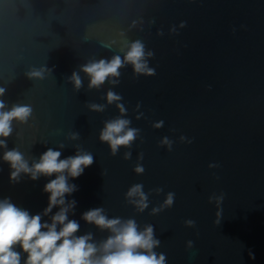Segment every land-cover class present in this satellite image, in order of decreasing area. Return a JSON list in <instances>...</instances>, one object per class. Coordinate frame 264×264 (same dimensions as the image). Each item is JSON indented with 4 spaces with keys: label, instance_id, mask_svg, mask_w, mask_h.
<instances>
[{
    "label": "water",
    "instance_id": "95a60500",
    "mask_svg": "<svg viewBox=\"0 0 264 264\" xmlns=\"http://www.w3.org/2000/svg\"><path fill=\"white\" fill-rule=\"evenodd\" d=\"M136 40L154 52L149 65L156 74L136 77L127 65L118 85L90 89L81 66L123 58ZM41 68L43 78L29 76ZM74 71L83 82L78 91L69 82ZM0 88L8 109L33 110L27 123L13 121L7 149L0 148V199L42 213L50 195L44 186L56 178L24 175L12 183L6 150L18 148L31 163L48 148L64 159L79 146L94 163L70 179L78 186L66 196L77 202L69 214L80 224L76 235L91 232L97 244L110 235L81 218L103 207L109 218H134L140 229L152 224L161 241L155 251L167 264H264V0H0ZM109 89L123 97L125 118L143 140L116 156L99 140L104 122L120 115L107 102ZM160 121L163 127H153ZM70 132L79 139H69ZM182 135L192 143H182ZM164 137L174 142L172 151L160 146ZM138 162L142 175L134 171ZM138 183L146 194L163 189L151 191L143 213L125 199ZM168 192L175 193L173 207L151 215ZM221 193L220 204L209 203ZM189 219L194 228L185 225ZM17 251L23 264L27 254Z\"/></svg>",
    "mask_w": 264,
    "mask_h": 264
},
{
    "label": "clouds",
    "instance_id": "9594fccd",
    "mask_svg": "<svg viewBox=\"0 0 264 264\" xmlns=\"http://www.w3.org/2000/svg\"><path fill=\"white\" fill-rule=\"evenodd\" d=\"M184 27V24L181 25ZM163 35V32L159 33ZM154 57V52L146 50L145 44L136 40L130 43L123 58L120 55L113 56L110 60H92L81 66V71L89 77L90 89H99L106 82L112 85L120 83L122 67L131 65L136 77L154 76L155 69L150 67L149 60ZM45 69H33L30 77L43 78ZM75 89L78 91L83 82L78 72L74 71L69 77ZM5 93V89L0 88V97ZM108 104H116L120 115L114 119L104 122L100 131L99 140L110 147L111 155L116 156L120 149H131L133 143L141 137L139 128L131 127L132 121L126 116V109L121 103L123 97L109 89L106 94ZM140 105L137 104V109ZM89 108L96 112L105 111L104 104H89ZM30 105L13 104L8 109L3 100H0V148L7 149L6 138L13 132V121L27 123L32 116ZM143 116L141 113L136 119ZM163 121L155 123L153 127L159 129L163 127ZM68 138L79 139V133L70 132ZM182 143H192L185 136L180 137ZM173 141L164 137L160 141L161 147H167L172 151ZM64 147L63 144L60 145ZM62 152L48 148L39 160L30 161L18 148L6 150L3 153V161L10 165V181L19 183L24 175L29 176L33 181L39 180L41 176L52 177L44 186L43 191L49 193L48 206L42 213L31 215L24 208L18 207L11 198L0 199V264H21L22 253L17 251V247L23 249L27 258L23 264H167V257L164 253H158L155 249L160 247L161 241L155 236V229L152 224H146L140 229L134 218L124 219L122 217L109 218L103 207L93 208L82 214V219L89 224L97 226L100 230H108L110 235L97 244L91 232L84 235H76L80 230V224L75 219H69V214L74 215L77 202L67 200L66 196L78 191V186L70 183V179L80 177L87 167L94 163V155L77 147L76 154L61 159ZM131 151H126L123 158L130 160ZM139 160H143V153ZM210 168L218 165L210 164ZM134 171L138 175L145 172L141 163H137ZM103 174V173H102ZM218 178V177H217ZM157 195L163 192L162 188H157ZM143 190L142 184L132 185L125 195L126 202L143 213L149 208V195ZM225 198V194L219 196L213 194L209 197V203L220 204ZM175 193L168 192L166 199L157 207H153L151 215H158L165 209L173 207ZM59 208L54 215L53 208ZM48 216L50 222L44 221L43 217ZM187 227L194 228V220H186ZM187 247H193V241L187 242ZM254 258V256L252 257Z\"/></svg>",
    "mask_w": 264,
    "mask_h": 264
}]
</instances>
